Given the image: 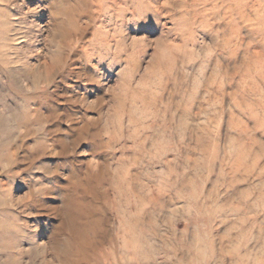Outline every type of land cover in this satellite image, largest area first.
Segmentation results:
<instances>
[{
	"label": "rangeland",
	"instance_id": "1",
	"mask_svg": "<svg viewBox=\"0 0 264 264\" xmlns=\"http://www.w3.org/2000/svg\"><path fill=\"white\" fill-rule=\"evenodd\" d=\"M262 13L0 0V264H264ZM102 171L104 244L70 255L63 200Z\"/></svg>",
	"mask_w": 264,
	"mask_h": 264
},
{
	"label": "bare ground",
	"instance_id": "2",
	"mask_svg": "<svg viewBox=\"0 0 264 264\" xmlns=\"http://www.w3.org/2000/svg\"><path fill=\"white\" fill-rule=\"evenodd\" d=\"M73 13H74L73 10H67L66 11V15L68 17H71ZM262 14H264V13H262ZM244 15H245V17H248V16H246V14H243V18H244ZM248 15H250V14H248ZM228 22H229V20H228ZM58 25L61 28V25L59 23H58ZM62 28H64V26H62ZM65 37L68 38V34H65L64 36H62V39ZM16 40H18V39L16 38ZM59 45H61V44H59ZM231 45H233V44H231ZM54 57L57 59L59 57V54L58 53L53 54V59H54ZM206 90H208V89H206ZM207 93H208V91H207ZM86 129H87V127H82V129L79 130L80 135L85 134L87 132ZM93 172H95V171H93ZM103 173H104L103 171L99 174L87 172L85 174V176H81L79 173H77L72 192L69 194V196L73 197V199L67 200V202H65V200H63L64 206H65V204H67L65 207V210H66V212L69 213V215H68V227H63V228L69 234V237H71L70 238L71 242L69 243V246L72 248V250L68 249V251H67L70 255L73 254L71 251L76 252L77 250L82 251V254H83V251L84 252H89V251L91 252V251H94V250L102 247L104 244L106 229L103 226V223L100 221L101 218L98 217V214L100 212V206H101L100 203H98L100 200V194H99V187L98 186L100 185V179H101ZM68 191H71V190H69V187L67 186L66 192H68ZM65 199H66V197H65ZM75 211H77L79 213V215H77V216H78L79 221L82 223V225H78L77 227H75L76 222H75V216L73 215V212H75ZM83 223H85V224H83ZM73 241H75V242H73Z\"/></svg>",
	"mask_w": 264,
	"mask_h": 264
}]
</instances>
